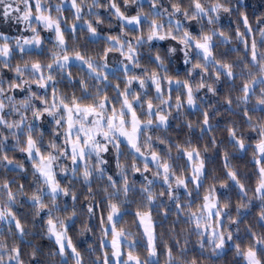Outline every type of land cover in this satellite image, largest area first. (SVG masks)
Instances as JSON below:
<instances>
[{
	"label": "clouds",
	"instance_id": "9594fccd",
	"mask_svg": "<svg viewBox=\"0 0 264 264\" xmlns=\"http://www.w3.org/2000/svg\"><path fill=\"white\" fill-rule=\"evenodd\" d=\"M0 264H264V0H0Z\"/></svg>",
	"mask_w": 264,
	"mask_h": 264
}]
</instances>
